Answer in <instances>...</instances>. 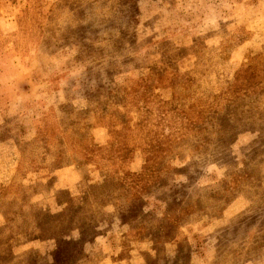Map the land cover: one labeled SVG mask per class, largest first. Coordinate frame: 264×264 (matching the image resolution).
I'll list each match as a JSON object with an SVG mask.
<instances>
[{"label": "rangeland", "instance_id": "rangeland-1", "mask_svg": "<svg viewBox=\"0 0 264 264\" xmlns=\"http://www.w3.org/2000/svg\"><path fill=\"white\" fill-rule=\"evenodd\" d=\"M0 264H264V0H0Z\"/></svg>", "mask_w": 264, "mask_h": 264}]
</instances>
